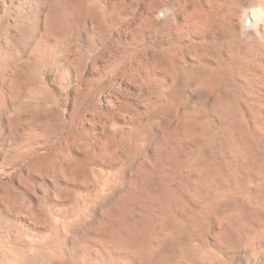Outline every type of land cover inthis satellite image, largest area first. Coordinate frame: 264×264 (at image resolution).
<instances>
[{
    "label": "rangeland",
    "instance_id": "374dc122",
    "mask_svg": "<svg viewBox=\"0 0 264 264\" xmlns=\"http://www.w3.org/2000/svg\"><path fill=\"white\" fill-rule=\"evenodd\" d=\"M0 264H264V0H0Z\"/></svg>",
    "mask_w": 264,
    "mask_h": 264
},
{
    "label": "bare ground",
    "instance_id": "6f19581e",
    "mask_svg": "<svg viewBox=\"0 0 264 264\" xmlns=\"http://www.w3.org/2000/svg\"><path fill=\"white\" fill-rule=\"evenodd\" d=\"M37 6V5H36ZM42 6H44L43 4H42ZM52 6V5H51ZM37 8V7H36ZM54 8V7H53ZM38 9H40V5H39V8ZM44 8H42V10H43ZM48 9V8H47ZM51 8H49V10H50ZM37 10V9H36ZM41 9L39 10V11H42ZM45 11H47L46 9H44ZM43 10V12H44V14L43 15H45L46 13H45V11ZM48 10V11H49ZM47 11V14L48 13H50V12H48ZM52 11V10H51ZM36 12H38V11H36ZM53 13V12H52ZM52 13H50V15H47V16H51V14ZM54 13H55V11H54ZM245 14V13H244ZM40 16V15H39ZM262 13H261V11H253L252 12V14H248V13H246L244 16H243V23H246V24H244V26L246 27V28H248V27H251V26H257V24L259 23V21L261 20V18H262ZM45 17V16H44ZM47 18V17H45V18H47L46 20H48L49 22H45L46 23V25H49V24H51L52 22H50V20L49 19H51V17L50 18ZM53 18V17H52ZM252 19V21H254V22H252L251 24H247V21H249V20H251ZM45 20V19H44ZM43 20V21H44ZM47 23H49V24H47ZM56 23V22H55ZM57 24V23H56ZM52 25V24H51ZM54 25V24H53ZM253 26V27H254Z\"/></svg>",
    "mask_w": 264,
    "mask_h": 264
}]
</instances>
